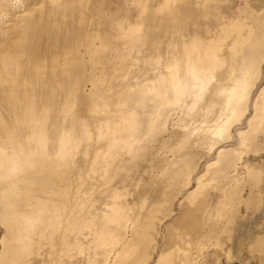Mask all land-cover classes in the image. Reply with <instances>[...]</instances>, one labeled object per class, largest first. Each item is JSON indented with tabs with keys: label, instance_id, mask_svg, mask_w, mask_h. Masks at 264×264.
I'll return each instance as SVG.
<instances>
[{
	"label": "bare ground",
	"instance_id": "6f19581e",
	"mask_svg": "<svg viewBox=\"0 0 264 264\" xmlns=\"http://www.w3.org/2000/svg\"><path fill=\"white\" fill-rule=\"evenodd\" d=\"M243 247L264 264V0H0V264Z\"/></svg>",
	"mask_w": 264,
	"mask_h": 264
},
{
	"label": "rangeland",
	"instance_id": "374dc122",
	"mask_svg": "<svg viewBox=\"0 0 264 264\" xmlns=\"http://www.w3.org/2000/svg\"><path fill=\"white\" fill-rule=\"evenodd\" d=\"M248 150V151H247ZM243 149L242 151H240V153L242 152V154L240 155L239 154V152H237L236 154H235V158L237 159V157H241V161L242 160H244L245 158H248V157H251L252 156V152H250V150L249 149ZM244 151V152H243ZM246 152H248V153H246ZM251 154V155H250ZM238 155V156H237ZM245 155V156H244ZM253 157V156H252ZM234 158V159H235ZM234 161H238L239 162V158L237 159V160H234ZM240 161V162H241ZM237 162V163H238ZM236 163V164H237ZM239 164V163H238ZM242 215H246L245 214V211L244 210H242L241 209V212H240ZM227 247L229 246L228 244H225ZM245 246V245H244ZM244 249L242 250V254H241V260H239V259H233L232 261H230L231 263L230 264H246V263H250V264H260V261L256 258V254L254 255V254H252V253H250L248 250H247V247L245 248V247H243ZM221 264H228L227 262H226V260L224 259V258H222V261H221Z\"/></svg>",
	"mask_w": 264,
	"mask_h": 264
}]
</instances>
